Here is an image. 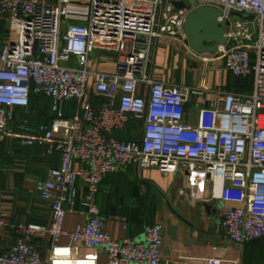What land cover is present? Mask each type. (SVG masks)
Wrapping results in <instances>:
<instances>
[{"label": "built area", "instance_id": "2783aa9c", "mask_svg": "<svg viewBox=\"0 0 264 264\" xmlns=\"http://www.w3.org/2000/svg\"><path fill=\"white\" fill-rule=\"evenodd\" d=\"M199 6L218 8L219 20L228 22L226 43L213 54L186 43L185 19ZM162 39L177 41L193 61L203 57L236 78H252L251 89L155 80L149 64ZM90 91L100 103L87 99ZM205 93L214 101L189 123L185 104ZM32 95L50 100L52 120H21L14 131L13 110L28 109ZM8 136L25 149L42 146L59 165L35 181L38 197L49 203L50 224L22 227L0 264H95L82 251L104 252L108 264H160L162 222L144 226L138 238L116 239L104 230L99 185L130 165L182 176L191 199L229 204L220 224L235 245L264 239V0H0V144ZM80 192L85 221L67 231L64 220L76 211ZM45 234L43 257L31 241Z\"/></svg>", "mask_w": 264, "mask_h": 264}, {"label": "crops", "instance_id": "0c3cea01", "mask_svg": "<svg viewBox=\"0 0 264 264\" xmlns=\"http://www.w3.org/2000/svg\"><path fill=\"white\" fill-rule=\"evenodd\" d=\"M186 59L188 55L177 41L162 39L154 45L149 73H152L153 78L158 81L186 84L167 68L171 60L183 66ZM191 62L196 65L192 60ZM155 64H159L158 68ZM207 64L209 65H201V79H195L191 86L204 84L210 88L215 69L226 73L227 77L232 76L221 67L209 62ZM232 78L236 77L232 76ZM251 87L252 78H237L230 85L226 83L225 87L218 86L211 89L243 92L249 91ZM214 98L215 95L212 93L190 96V101L185 104L186 120L194 123L198 108L212 104ZM87 99L94 105L101 100L91 91ZM38 102L37 97L32 95L28 109L13 110L14 131L21 120H26L32 125L50 124L52 120L50 109L42 111ZM65 112L66 116L71 117L74 113L73 104L68 103ZM117 134L122 139L127 138V132ZM43 150L42 146L25 149L13 136L6 137L0 144V207L2 209L0 219L4 221L3 225L0 224V254L11 247L21 233L22 227L30 224L42 226L50 224L49 203L38 197L35 181L43 179L49 167L58 166L59 158L57 155L44 156ZM132 175L135 180L128 181ZM161 175L156 168L137 171L130 165L103 179L99 185L98 206L105 222L104 230L111 237L138 238L144 226L162 222L163 242L160 247V264H264V239L235 245L229 241L223 231L220 224L221 217L229 204L215 199L209 202L191 199L182 176L163 175L162 177ZM133 181L141 185L131 183ZM83 197L84 193L80 192L76 211L68 214L64 220L65 230L72 231L85 221V208L81 204ZM122 218L126 219V226L123 225ZM31 243L39 248L43 257H46L50 243L49 235H35ZM60 244L69 245L68 238L61 237ZM215 247H224L225 250L222 254H217L213 251ZM82 252L92 255L95 264H108L104 252Z\"/></svg>", "mask_w": 264, "mask_h": 264}, {"label": "water", "instance_id": "95a60500", "mask_svg": "<svg viewBox=\"0 0 264 264\" xmlns=\"http://www.w3.org/2000/svg\"><path fill=\"white\" fill-rule=\"evenodd\" d=\"M175 7L187 6L185 1H173ZM221 11L216 7L199 6L190 9L185 19L183 31L187 45L199 54H213L218 46L226 43L225 30L228 22L219 20ZM244 19H251L250 15L233 13ZM229 43L227 46H232Z\"/></svg>", "mask_w": 264, "mask_h": 264}, {"label": "rangeland", "instance_id": "374dc122", "mask_svg": "<svg viewBox=\"0 0 264 264\" xmlns=\"http://www.w3.org/2000/svg\"><path fill=\"white\" fill-rule=\"evenodd\" d=\"M104 55H106V56H102V55L101 56L104 57L108 62H113L116 60V57L114 54H104ZM189 59H191V58L188 56V59H186L183 66L180 63L177 64V63H174L173 60H171V62L169 63L167 68H168V71H171L172 74L175 77H177L179 80H184V83L191 85V83H193L195 81V79H201V75H202V71H200L201 65L206 64L205 66H207L209 64H207V60H205L203 57L197 61H193L191 59L193 62H195L196 65H194L191 62V60H189ZM251 63L253 64V60L251 61ZM155 66L158 68L159 64H155ZM213 73H214L213 74V80H212V83H210V88L211 87H218V86L225 87L226 83H228L230 85L231 82L236 81V79H237V78H232V76H230V75L227 77L226 73H221L219 69H215L213 71ZM247 82H248V80H247ZM219 90H223V89H219ZM35 97H37V99L39 100L38 104L40 105V108L42 109V111H47L48 109H50V100H47L45 98H39L38 96H35ZM117 133L118 132H115L113 134V136L115 138H120V136ZM161 176L164 177L163 174ZM169 176H172V175H169ZM127 178H129V177H127ZM132 179H134L133 175L131 176V178H129L128 181H130V180L132 181ZM131 183H133V184L135 183V185L137 183L138 186L141 185L140 183H138L136 181H133ZM155 188H156V186H155ZM155 188L153 187V190Z\"/></svg>", "mask_w": 264, "mask_h": 264}, {"label": "trees", "instance_id": "16d2710c", "mask_svg": "<svg viewBox=\"0 0 264 264\" xmlns=\"http://www.w3.org/2000/svg\"><path fill=\"white\" fill-rule=\"evenodd\" d=\"M238 79H241V78H238ZM32 97V96H31ZM30 100H31V98H30ZM30 105H31V103H30Z\"/></svg>", "mask_w": 264, "mask_h": 264}]
</instances>
